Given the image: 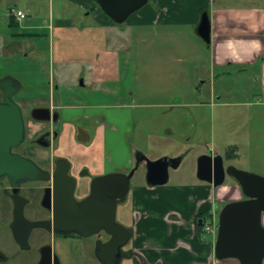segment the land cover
<instances>
[{
  "label": "crops",
  "instance_id": "0c3cea01",
  "mask_svg": "<svg viewBox=\"0 0 264 264\" xmlns=\"http://www.w3.org/2000/svg\"><path fill=\"white\" fill-rule=\"evenodd\" d=\"M52 1L48 0L49 7ZM61 1L68 4V18L53 19L49 15L47 21L43 19L41 22H53L51 26L49 24L52 36L56 31H60L61 36V32L68 30V43L72 44L68 45V59L74 58L70 59L73 61L69 66L76 70L77 75L82 74L79 70L91 65L90 62L95 61L96 64L99 58L105 56L113 58L111 67L115 72L114 78L103 77L91 82L100 86L103 93L106 90L104 86L119 83L122 75L120 62H124L128 69L131 68L132 63L129 60L133 59L136 52L129 47V51L126 50L125 38L115 32L112 35L111 32L107 33L114 42V47L109 44L105 31L117 24L108 18L93 0ZM18 10L24 12L22 9ZM204 12L210 24L208 46L196 34V28ZM25 15L27 17V14ZM5 19L10 21L9 16ZM126 22H129L127 27L131 28L127 37L129 43H132L131 47H134L133 44H140L148 66L155 67L159 63L161 75L165 73L166 61L172 59V56L177 54L176 60L178 57L183 58L179 56L180 52L163 48V42L166 44L174 39L178 44H185L179 39L178 34L183 31L182 28H192L194 33L192 35H195L194 39H190L193 51L200 54L203 46L205 47L206 62L203 64V70L199 61L196 64L201 67L200 72L206 74L201 84L210 86L205 96L206 101L202 104L216 105L212 99H219L211 89L214 72L218 70L217 76H220L226 75L228 69H236L251 73L253 81L258 83L259 88L258 97L252 104L264 106V0H150L140 10L131 14ZM14 23L17 24L16 21ZM76 27L87 30L82 32ZM138 30L143 31V37L133 34ZM159 40L162 45L158 50L156 46ZM106 44L111 46V51L105 52ZM50 49L54 52L53 41ZM194 56L197 58L195 54ZM76 59L78 61H75ZM155 62L157 63L154 64ZM98 72L99 75L102 70ZM129 74V72L125 74L124 70L126 78ZM58 95L56 93L55 97L59 100ZM110 95L116 96L117 93L114 90ZM65 96L63 100L68 103L59 106L64 109L63 115L69 123L64 135L61 136L60 150L57 153L68 158L74 177L82 176L77 194L80 197L87 192L91 177L113 172L127 173L133 166L134 155L121 140L124 130L117 125L120 121L126 120L129 104L112 105L118 110L117 117L114 115L117 124L115 122L114 124L104 112L96 114L79 112L73 101L68 98V94ZM69 97H72V94H69ZM248 105L246 102L225 104L230 108H246ZM110 106L111 104L103 105L105 108ZM90 107L92 106L89 105L87 108ZM70 109L74 111L68 115ZM91 119L100 122L98 127H93ZM107 131L115 135L114 145L108 144ZM221 146L225 149L224 164L225 161L238 158V151H243L246 156L252 153L249 151L250 141L247 133L232 144L225 141ZM207 153L220 155L208 147L200 154ZM143 169L145 173L144 166ZM82 172H86V175ZM257 174L264 177V171ZM229 179L231 180L224 181L219 187L202 182L196 176L186 184L149 186L144 175L141 183L130 187L126 197L119 200L116 207V221L131 232L130 240L122 248L126 256L119 264H217L214 256V237L203 239L202 229H196L195 224L197 216L204 212H209L213 216L221 203L240 200L242 193L239 186L233 178ZM49 238L52 252L57 254L60 264H89L85 250H82L81 246L79 249L71 246L75 237L50 234ZM100 241L103 242L101 238ZM0 256V264H10L9 256L2 252ZM94 259L96 264H100L95 256Z\"/></svg>",
  "mask_w": 264,
  "mask_h": 264
},
{
  "label": "rangeland",
  "instance_id": "374dc122",
  "mask_svg": "<svg viewBox=\"0 0 264 264\" xmlns=\"http://www.w3.org/2000/svg\"><path fill=\"white\" fill-rule=\"evenodd\" d=\"M64 4L61 0H53L49 7L48 0H0V79L12 77L19 82L20 89L14 100L22 111L24 110L26 117L29 110L36 106L43 104L59 106L68 103L63 100L65 94H68V98L73 101L79 112L89 114L104 112L111 123L117 124L114 115L117 117L118 110L112 105L127 103L129 107L126 111V120L120 121L117 125L123 128L124 136L121 140L128 149H131L132 155L141 152L149 160L162 156H181L179 167L169 170V181L166 183L169 186L186 184L188 180L195 178L197 158L200 153L206 151V147L225 158V149L221 143L226 141L232 144L238 138H243L245 133L249 137L251 155L246 156L243 151H238V158L225 161V165L229 164L237 170L255 175L264 171V106L252 104L258 97L259 88L250 72L228 69L226 75L217 76L219 72L216 70L212 76L211 89L219 99H212L216 105L202 104L206 101L205 96L210 89L209 85L201 84L206 78L205 72H200L206 62L205 47L203 46L200 54L193 51L190 39H194L195 35H192L194 34L192 28H182L183 31L178 34L179 39L185 44H178L174 39L166 44L163 42V48L176 50L175 52H180L179 56L183 58L178 57L176 60L177 54L172 56V59L166 61L165 73L161 75L159 63L157 67L148 66L140 44H133L134 47H131L132 43L127 40L131 28L127 27L129 22L126 20L104 31L106 35L115 32L118 36H123L125 49L132 48L136 54L133 52L135 56L129 60L132 63L131 68L128 69L124 62H120L122 75L119 83L104 86L106 90L101 93V87L91 82L103 77L114 78L115 72L111 67L113 58L105 56L99 58L96 64L95 61L90 62L91 65L81 68L79 72L82 74L77 75L76 70L69 66L73 61L70 59L74 58L68 59V45H72L68 43V30L61 32V36L60 31H56L52 36L49 24L51 26L53 22H41L43 19L47 21L49 15L53 19L68 18V4ZM18 9H22L27 17L10 26L5 18L12 10ZM76 29L82 32L87 30L78 27ZM133 34L143 37V31L138 30ZM52 41L54 52L50 49ZM107 41L114 47V42L108 35ZM110 45H105V52L112 50ZM161 45L159 40L156 49L159 50ZM198 61L201 67L196 66ZM101 70L98 75V71ZM124 70L125 74L130 73L127 78ZM53 85L57 87V91ZM114 90L117 95H110ZM56 93L59 94V100L55 97ZM69 94H72V97H69ZM243 102L249 103L248 107L225 106L228 103ZM108 104L111 106L103 107ZM89 105L92 107L87 108ZM63 111L64 109L61 110ZM72 111L74 110H68V115ZM106 135L108 144L114 145L113 132L107 131ZM143 170L141 165L134 173L130 187L141 183L145 175ZM229 178L231 177H226L225 181L231 180ZM222 205L221 203L218 206L219 210ZM33 209L38 210L37 205H33ZM24 215L27 219H33V214L27 212V209L24 210ZM210 218L217 223V217ZM210 218L205 221L206 224L211 225ZM262 224L264 225V216ZM40 234H44V231L34 229L32 237L28 240L29 248L22 250L13 238L9 224L5 223L0 226V252L10 257V264H36V248L42 241H36L33 236ZM202 235L203 239L213 238L209 234ZM100 238L104 239L105 236ZM72 240L73 248L79 249L81 246L82 250H85L89 264L97 263L94 259V246L98 240L96 236L83 239L75 237ZM74 240L81 244L78 245Z\"/></svg>",
  "mask_w": 264,
  "mask_h": 264
},
{
  "label": "water",
  "instance_id": "95a60500",
  "mask_svg": "<svg viewBox=\"0 0 264 264\" xmlns=\"http://www.w3.org/2000/svg\"><path fill=\"white\" fill-rule=\"evenodd\" d=\"M150 0H93L98 8L115 24L124 23L134 12ZM196 34L208 46L210 24L207 14L201 15ZM20 89L12 77L0 79V179L6 177L12 186L31 181H45L49 174L42 171L30 159L13 150L25 142L24 115L14 96ZM33 116L46 119L47 109H34ZM54 172L53 187L46 190L42 206L51 211L49 221H27L23 217V200L16 198L14 219L10 226L12 236L22 250L28 249V237L32 229L41 228L50 233L73 234L88 238L103 233L105 242L97 241L94 256L100 264H119L126 256L122 248L131 238V232L116 222V207L130 190L134 173L143 165L145 182L149 186L165 185L169 170L179 167L181 156H162L149 160L141 152L134 154V165L127 172H113L95 176L90 181L88 194L77 200L74 196L76 179L69 174V163L60 159ZM46 175V176H45ZM226 176L233 178L244 199L227 202L218 212L214 256L217 261L234 259L238 264H262L264 262V177L224 167L218 155L202 154L196 162V178L219 187ZM15 191V190H14ZM37 264H60L50 245L40 249Z\"/></svg>",
  "mask_w": 264,
  "mask_h": 264
},
{
  "label": "flooded vegetation",
  "instance_id": "af4514ba",
  "mask_svg": "<svg viewBox=\"0 0 264 264\" xmlns=\"http://www.w3.org/2000/svg\"><path fill=\"white\" fill-rule=\"evenodd\" d=\"M53 88L57 89L55 85ZM2 100V93L0 97V101ZM34 109H47L49 111V115H45L46 119L38 118L37 116L32 115V111ZM63 108L60 106L52 105H45L36 106L29 110L28 117H26L24 110V122H25V131L26 137L25 142L18 148L14 149L13 151L24 158H28L32 160L39 169L49 174V179L45 181H31L30 183L24 182L20 183L18 186L14 187L11 185L10 181L4 177L0 179V226L9 224V228L14 219V210L16 207V198L20 197L23 200V208L22 213L23 217L30 222L33 221H49L51 219V211L46 209L42 206V198L47 189L53 187V175L56 171L58 165L61 163L60 159L65 160L69 163V171L67 174L74 177L71 173V164L68 161V158L65 157L63 154L57 153L60 150L59 141L61 136L65 133V128L68 126V120L65 119L63 112H61ZM93 127L96 128L99 125V121L95 119H91ZM209 154V153H207ZM134 164V163H133ZM224 164V163H223ZM229 165H225L224 167H228ZM82 174L86 175V172H82ZM46 176V175H45ZM95 177V176H93ZM91 177V179L93 178ZM229 177V176H226ZM76 179V188L74 192V196L77 200L84 198L88 192L83 194V196H78V189L80 187L81 178L80 175ZM91 181V180H90ZM90 185V184H89ZM15 190V191H14ZM86 190V189H84ZM245 197L241 194L240 199H244ZM37 205L38 210L33 209L32 206ZM27 209V212L33 214V219H27L24 215V210ZM218 208L215 211V216L218 215ZM8 219H10L8 221ZM37 229V228H36ZM40 230L44 231V234L35 235L37 241H42L41 245L36 248L37 255H36V264L40 259V249L44 246L50 245L48 240H50L49 235L56 233H50L44 229L39 228ZM31 230L28 240L32 237ZM104 234L101 232L95 235L98 240L100 241V237ZM105 238L102 239L105 242L108 237L104 235ZM45 242L43 243V241ZM29 245V244H28ZM29 248V247H28ZM1 258V256H0ZM264 263V262H263ZM262 263V264H263Z\"/></svg>",
  "mask_w": 264,
  "mask_h": 264
},
{
  "label": "built area",
  "instance_id": "2783aa9c",
  "mask_svg": "<svg viewBox=\"0 0 264 264\" xmlns=\"http://www.w3.org/2000/svg\"><path fill=\"white\" fill-rule=\"evenodd\" d=\"M10 16H12L16 21H19V22L24 20L26 17L24 12H22L20 10H12ZM202 232L204 234H209V235L215 236L216 232H217L216 221L214 222V220L211 219V225L210 224H204V226L202 228ZM216 263L217 264H229V263L238 264V262L234 259H227V260H224L223 262L216 261Z\"/></svg>",
  "mask_w": 264,
  "mask_h": 264
},
{
  "label": "trees",
  "instance_id": "16d2710c",
  "mask_svg": "<svg viewBox=\"0 0 264 264\" xmlns=\"http://www.w3.org/2000/svg\"><path fill=\"white\" fill-rule=\"evenodd\" d=\"M14 19L13 18H10V21H9V25L10 26H12V25H14L15 23H14ZM118 25V24H117ZM120 25V24H119ZM32 36V35H31ZM224 205V204H223ZM211 217V214L209 213V212H204L203 214H201V215H199V216H197V218H196V224H195V226H196V229H198V230H201L202 229V226H203V224L205 223V221L208 219V218H210ZM201 222V223H200ZM200 223V224H199ZM56 235L58 236H62V237H77V236H75V235H73V234H65V233H56Z\"/></svg>",
  "mask_w": 264,
  "mask_h": 264
}]
</instances>
